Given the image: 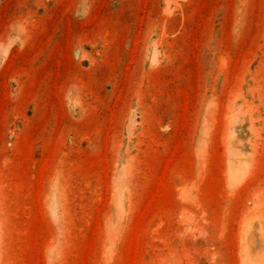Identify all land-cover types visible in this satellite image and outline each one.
I'll use <instances>...</instances> for the list:
<instances>
[{
	"label": "rangeland",
	"instance_id": "374dc122",
	"mask_svg": "<svg viewBox=\"0 0 264 264\" xmlns=\"http://www.w3.org/2000/svg\"><path fill=\"white\" fill-rule=\"evenodd\" d=\"M247 259L264 0H0V264Z\"/></svg>",
	"mask_w": 264,
	"mask_h": 264
},
{
	"label": "bare ground",
	"instance_id": "6f19581e",
	"mask_svg": "<svg viewBox=\"0 0 264 264\" xmlns=\"http://www.w3.org/2000/svg\"><path fill=\"white\" fill-rule=\"evenodd\" d=\"M244 255H246V254H244ZM248 258H249V257H248ZM242 259H243V258H242ZM251 261H253V260L251 259ZM252 263H255V262L253 261ZM245 264H251V262L249 261V259H247V261H246Z\"/></svg>",
	"mask_w": 264,
	"mask_h": 264
}]
</instances>
